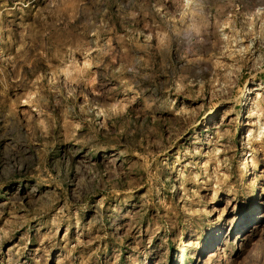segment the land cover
I'll list each match as a JSON object with an SVG mask.
<instances>
[{
    "label": "rangeland",
    "instance_id": "obj_1",
    "mask_svg": "<svg viewBox=\"0 0 264 264\" xmlns=\"http://www.w3.org/2000/svg\"><path fill=\"white\" fill-rule=\"evenodd\" d=\"M0 264H264V0H0Z\"/></svg>",
    "mask_w": 264,
    "mask_h": 264
}]
</instances>
